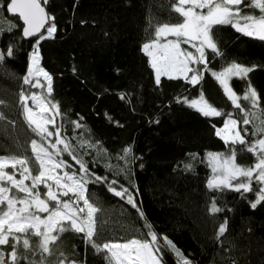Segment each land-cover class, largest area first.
Instances as JSON below:
<instances>
[{"label": "trees", "instance_id": "16d2710c", "mask_svg": "<svg viewBox=\"0 0 264 264\" xmlns=\"http://www.w3.org/2000/svg\"><path fill=\"white\" fill-rule=\"evenodd\" d=\"M9 0H0V48L16 46L13 57L0 66V100L6 120L0 121V155L32 157L31 140L39 139L28 127L20 102V93L34 92L23 83L35 38L22 37V25L6 11ZM175 0H41L47 13L54 17L57 31L40 43V66L52 76L50 99L59 103L64 117L57 116L64 135L88 162L92 172L117 180L115 186L128 188L138 207L135 208L109 192L106 184H89L88 195L102 211L98 213V243L125 242L147 238L146 222L157 234L167 236L184 254L190 264H264V202L253 209L250 202L256 193L225 190L210 191L211 178L208 153L229 151L217 129L223 127L227 115L204 116L183 99H204L223 113H231L243 125L244 113L235 108L219 81L212 75L221 72L231 62L255 66L247 79L233 77L229 85L243 96L249 82L261 98L264 109V41L245 36L230 25L216 26L214 37L222 56L207 50L208 64L190 65L202 72V79L193 85L184 78L161 76L160 84L143 50L145 43L156 39V29L163 24L182 22L172 10ZM248 11V10H245ZM258 14V10H253ZM9 22L18 25L6 31ZM51 23V22H50ZM46 35V31H44ZM181 48L189 50L187 44ZM191 50V49H190ZM189 50V51H190ZM44 85V83L42 82ZM35 89L47 96V88ZM121 95L124 99H121ZM178 99L181 102H177ZM242 107L251 108L243 99ZM84 127L74 130L69 122L79 120ZM109 117L111 119H109ZM11 121L12 123H9ZM118 122V123H117ZM260 125V119L253 122ZM122 125V126H120ZM243 134V133H241ZM76 136V140L72 137ZM80 139L99 141L97 149L79 148ZM247 139L255 137L249 135ZM132 153L120 159L123 149ZM102 147L105 152L98 149ZM242 148L241 145H236ZM135 157V159H134ZM77 171L79 165L67 154L63 157ZM34 160V157H33ZM237 162L250 166L256 162L252 153L241 151ZM190 164L191 168L185 165ZM111 165V168L108 167ZM143 165V167H141ZM123 169V170H122ZM118 173V175H117ZM258 190L259 185L253 182ZM71 195V194H70ZM213 197L225 211L212 214ZM63 199H68L64 197ZM232 209L228 211L227 209ZM228 219V230L217 239L219 225ZM70 227V226H69ZM34 243L39 238L31 237ZM53 254H44L46 264H108L105 252L97 253L87 244L84 233L74 230L59 234L52 245ZM21 252L23 248L21 247ZM10 251V249H8ZM63 254V255H61ZM29 260L39 262L41 255L28 253ZM164 264H181L176 254L165 249Z\"/></svg>", "mask_w": 264, "mask_h": 264}, {"label": "snow or ice", "instance_id": "6c2138e0", "mask_svg": "<svg viewBox=\"0 0 264 264\" xmlns=\"http://www.w3.org/2000/svg\"><path fill=\"white\" fill-rule=\"evenodd\" d=\"M171 7L183 18L182 22L158 26L156 39L143 45V50L152 58L151 67L155 70L157 85L160 84L161 75H167L170 79L183 77L193 85L198 84L202 79V72L190 65L200 64L206 69L208 49L216 56L223 55L214 37L216 26L230 25L245 36L264 41V0H175ZM253 10H258V14ZM7 12L18 14L23 21L24 38H35L23 83L43 89L45 86L39 79L43 76L47 81V96L36 93L28 96L22 91L19 97L28 127L39 137L38 140H31L32 157L0 155V264H46L44 254L52 255V245L58 241L59 234L69 230L84 233L86 243L91 244L97 253L106 252L105 259L108 264H164L163 253L166 248L176 254L181 264H190L173 241L167 236L157 234L147 222L145 227L148 231L145 235L150 239L134 238L122 243L97 242L98 213L102 209L91 201L87 188L89 184H106L109 192L121 199L126 198L127 204L135 208L142 219L146 220V217L128 188L120 185L117 190V180L109 181L106 176H98L91 171L88 162L83 158L87 153L81 154L77 145L64 135L63 126L56 124L55 118L64 117L65 114L60 111L59 103L50 99L53 91L52 76L40 66L39 52L41 41L52 38L57 31L54 17L41 6V0H10L7 3ZM17 27L14 22H9L6 31L12 32ZM42 30L46 31V35ZM168 36L176 39L167 40V43L160 45V38ZM181 43L195 48L198 56L182 49ZM153 49L158 51L154 54ZM15 50L14 44H10L7 49L0 48V66H3L6 59L14 56ZM254 67L231 62L221 72L212 73L233 106L244 113L242 124L253 125L251 132L247 127L238 128L241 121L234 119L231 113L225 114L213 107L204 99L202 92L198 100L183 99L184 103L196 108L204 116L227 115L223 128L217 129L216 135L225 141L229 151L227 154H207L213 175L206 186L210 191L223 193L230 190L242 196L244 193L255 192L256 199L250 202L253 209L264 202V109H261V116L253 111L260 109L261 98L250 82L241 97L230 87L229 80L233 77L247 79ZM33 77L36 78L34 82ZM29 99L32 107L27 103ZM121 99H124L123 95ZM241 99L247 101L251 108L242 107L238 102ZM177 102L181 101L178 99ZM0 106H4L2 100ZM40 113L45 114V117L37 119ZM6 119L4 112L0 111V121ZM256 119H260V125L253 123ZM81 120L83 117L69 121L74 130L84 127ZM249 135L255 139H247ZM76 139V136L72 137V140ZM98 145L99 141L80 139L78 147L97 149ZM236 145L243 147L237 148ZM98 151L106 153V149L102 147ZM241 151L252 153L256 162L250 166L240 165L237 156ZM131 153L132 147L126 146L120 159L126 160ZM65 154L79 165L77 171H71L72 165L63 158ZM108 167L111 168V165ZM185 167L191 168V165L187 164ZM7 169H11V172ZM26 181L30 183H25ZM253 182L259 185L258 190L254 188ZM41 188L46 191L42 192ZM64 197L68 199H63ZM227 210L232 211L230 208ZM209 211L216 214L225 211V208L217 206V199L213 197ZM40 213H47V216L42 217ZM227 230L228 219L225 218L218 227L217 239L220 240ZM33 236L39 238L38 243L32 241ZM38 251L41 260H29L27 254L36 255ZM57 264H64V260H58ZM72 264L76 262L73 261Z\"/></svg>", "mask_w": 264, "mask_h": 264}, {"label": "rangeland", "instance_id": "374dc122", "mask_svg": "<svg viewBox=\"0 0 264 264\" xmlns=\"http://www.w3.org/2000/svg\"><path fill=\"white\" fill-rule=\"evenodd\" d=\"M199 11V10H198ZM171 39H176L175 37H172V36H168V37H161L160 38V40H159V44L160 45H163V44H165V43H167V40H171ZM188 45V44H187ZM189 46V48L191 49H189L191 52H193L194 54H196L197 56H198V54L197 53H195V48H192L190 45H188ZM181 47V46H180ZM188 50V51H189ZM158 51V49H153V52H154V54L156 53ZM149 56V55H148ZM149 59H150V63H151V57L149 56ZM29 63H30V60H29ZM29 66V65H28ZM155 71V70H154ZM155 75H156V73H155ZM172 75H178L177 73H172ZM161 76H165V77H168L167 75H161ZM180 78H183V77H180ZM35 77H33V82L35 81ZM39 79H40V81H41V83L43 82L44 83V86H45V89L47 88L46 87V85H47V81H46V79L43 77V76H40L39 77ZM221 85V84H220ZM222 86V85H221ZM223 88V87H222ZM36 89H38V88H36ZM44 89V90H45ZM39 90V89H38ZM224 90V89H223ZM46 91V90H45ZM32 93H36L37 95H43V93L41 92V93H38V92H36V90L34 89V92L32 91ZM32 93H30L28 96H31V94ZM198 100V99H197ZM28 105L30 106V107H32L33 105H32V101L29 99L28 100ZM23 108V107H22ZM34 110H35V108H34ZM24 112V111H23ZM45 117V114H43V113H40V114H38V116H37V119H42V118H44ZM49 128H50V130H51V126L49 125ZM223 128V127H222ZM222 128H220V129H222ZM221 138V137H220ZM223 140V139H222ZM224 141V140H223ZM210 169H211V167H210ZM7 171H9V172H11V169H7ZM79 175V174H78ZM212 170H211V177H212ZM17 178H19V177H17ZM25 183H30V181H26ZM41 191L42 192H45L46 191V189H43V188H41ZM20 195H23V194H20ZM81 205H82V202H81ZM40 215L42 216V217H45V216H47V213H40ZM106 253V252H105Z\"/></svg>", "mask_w": 264, "mask_h": 264}, {"label": "water", "instance_id": "95a60500", "mask_svg": "<svg viewBox=\"0 0 264 264\" xmlns=\"http://www.w3.org/2000/svg\"><path fill=\"white\" fill-rule=\"evenodd\" d=\"M9 2H10V0H9ZM8 2V3H9ZM41 6H42V4H41ZM42 7H44V6H42ZM45 8V7H44ZM6 11H7V6H6ZM45 11H46V9H45ZM47 12V11H46ZM8 13V12H7ZM8 15H10L11 17H14V18H17L18 20H19V22L21 23V25H22V28H23V21L22 20H20L19 19V16H18V14H15V15H13V14H10V13H8ZM45 30H42V32H44ZM21 34H22V31H21ZM23 37V36H22ZM24 38V37H23ZM25 40H30V39H33V38H24ZM36 88H38V89H40V87H32L31 86V89L32 90H34V89H36Z\"/></svg>", "mask_w": 264, "mask_h": 264}]
</instances>
